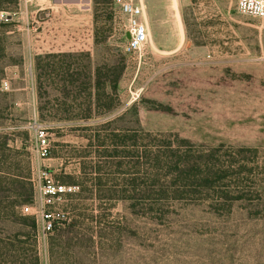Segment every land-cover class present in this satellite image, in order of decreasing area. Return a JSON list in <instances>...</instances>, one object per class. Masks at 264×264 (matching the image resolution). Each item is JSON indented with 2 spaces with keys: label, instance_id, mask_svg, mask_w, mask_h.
Masks as SVG:
<instances>
[{
  "label": "rangeland",
  "instance_id": "rangeland-1",
  "mask_svg": "<svg viewBox=\"0 0 264 264\" xmlns=\"http://www.w3.org/2000/svg\"><path fill=\"white\" fill-rule=\"evenodd\" d=\"M141 1L150 30L141 66L124 51V17L114 0L99 10L100 41L80 35L77 50L42 24L51 36L38 44L34 67L26 63L28 44L46 8L27 15L28 0H19L6 23L0 10V169L30 173L34 185L33 203L14 215L9 201L23 188L0 190V264H264V19L238 11L237 0ZM76 7L46 15L53 27L92 26L93 0ZM62 58L83 72L79 84L87 80L83 66L122 72L118 106L88 121L58 120L82 115L81 98L70 95V109H62L63 94L52 86L63 81L51 77H43L40 97L36 65ZM37 128L50 140L45 157ZM198 156L213 169L212 182L176 170ZM105 160L111 168L97 172ZM42 170L85 185L57 206L66 220L47 234ZM97 177L108 186H95Z\"/></svg>",
  "mask_w": 264,
  "mask_h": 264
},
{
  "label": "trees",
  "instance_id": "trees-1",
  "mask_svg": "<svg viewBox=\"0 0 264 264\" xmlns=\"http://www.w3.org/2000/svg\"><path fill=\"white\" fill-rule=\"evenodd\" d=\"M19 0H0V10H3L6 12V10H15L11 9L10 6H17ZM112 0H93L94 5V23L93 26H66V25H59L60 23L57 21L55 23L56 25L53 27L54 20H51L50 16H47L46 13H50L51 11L49 9H45L44 11H39L38 14H36V23H38V33L34 34V48H35V55L38 56L39 49L38 44L41 43L43 40H46L47 37L51 36L47 32H43L44 28L41 29L40 26L42 24H47L46 22H49L48 26L45 27L46 30H51V33L54 32L59 33V39L62 40L63 36H66V38L70 41V44L68 45V50H77L79 48V41H80V35H84L87 43H97L100 41L99 35L100 33L104 32V29H101L100 27V18H99V10L102 7V5H105L106 7L108 4H110ZM57 16V15H55ZM5 19V20H4ZM108 20V17H107ZM2 22H10L9 18L6 16L3 17ZM53 28V29H52ZM90 47L88 48V51L90 52ZM67 54L66 51L60 52L58 56H65ZM48 57H51V55H55L54 53H47ZM38 59L37 62V69L40 70V73L37 76V86H38V92L41 94L46 92V89L44 87V83L42 81L43 77H51L53 80L59 79L63 81L62 83H58L57 86H52L53 89L57 90L59 94H63L64 99L60 101L59 105L64 110H69L70 105L68 104L67 100L70 95H73L74 100H79L81 98V101L78 103L79 110L83 112L82 115H78L77 117H58V120H71L75 118L83 119L84 121H88L96 116H103L107 112H110L111 110L115 109L118 106V103L116 102V98L118 97V80L121 76L120 71L115 70V67H109V66H96L95 69L92 71L90 66H83L87 69V73H85L86 81H83L81 84H79V80L81 79L83 72L79 70V67L75 68L73 67V62H66L65 58H62V60L58 63H46L42 64L41 61ZM63 105V106H62ZM40 113L43 117V109H45V106L40 103L39 105ZM107 125L111 124V120L106 121ZM109 136V135H107ZM106 136V137H107ZM114 137L124 138L128 135L125 134H114ZM121 136V137H120ZM112 137V136H111ZM185 142H188L185 140ZM126 143L122 142H115L111 144H107L104 140H99L98 146H108L112 145L117 149L120 145L123 146L126 149L125 145ZM12 148L8 145V149ZM247 150L245 148H241V151ZM126 152V150H124ZM159 158V155L157 156ZM203 158L201 156H198L193 159H187L182 160L179 163H175L176 170L180 173V175H189L190 172H198L199 175L203 178V182H212V177H214V171L212 168H206L202 162ZM105 163L95 165L94 168L97 172L101 173L103 172L106 167L111 168V162L105 160ZM18 166V165H17ZM11 165L8 164V171L5 169H0V190L2 188L8 187V184L11 186H15L17 189L18 187L23 188L24 194L17 191L15 194V198H13L11 201H9V205L11 208V215H14L16 211V207H22V205L25 204H32L34 201V185L32 182L31 174H23V173H16L14 171H11ZM72 181V180H71ZM70 181V182H71ZM214 182V181H213ZM65 183V182H64ZM66 184H72V183H66ZM78 186H82V189L85 190V185L81 182V184L74 183ZM211 185V183H210ZM95 186H100L101 188L107 187V183H103L101 181V178L97 177V181L95 183ZM10 190V188L8 187ZM1 199V198H0ZM2 205V201L0 200V207ZM12 248H14V244L10 243Z\"/></svg>",
  "mask_w": 264,
  "mask_h": 264
},
{
  "label": "built area",
  "instance_id": "built-area-1",
  "mask_svg": "<svg viewBox=\"0 0 264 264\" xmlns=\"http://www.w3.org/2000/svg\"><path fill=\"white\" fill-rule=\"evenodd\" d=\"M114 4L119 7L124 17V36L126 40L124 51L129 56L137 57L138 65L141 66L146 54L147 43L150 40V30L145 18V6L143 2L136 0H114ZM236 7L242 13L264 19V0H237ZM2 16H6L5 12H2ZM32 28L37 29L35 26ZM2 86L9 89V79H3ZM137 95L139 96V93ZM36 135L37 152L40 156L45 157L50 153V140L47 132L42 128H37ZM77 188L78 185L76 184H66L55 180L47 170L40 171L41 207L39 213L44 234L52 233L66 220L65 213L58 210L57 206L62 204L66 196Z\"/></svg>",
  "mask_w": 264,
  "mask_h": 264
},
{
  "label": "crops",
  "instance_id": "crops-1",
  "mask_svg": "<svg viewBox=\"0 0 264 264\" xmlns=\"http://www.w3.org/2000/svg\"><path fill=\"white\" fill-rule=\"evenodd\" d=\"M88 1L89 0H80V1H76V0H28L29 3H27L25 6H26V13L28 15L30 12L32 13L38 12L39 10H42L45 8L46 9L53 8L57 11L70 8L71 6H77L76 8H78L80 6H83V4ZM136 1H141V0H136ZM144 6L147 7L146 4H144ZM23 14H24V11H22V17L24 18ZM32 42L33 41L31 40V43L28 44L30 50L28 51L27 59H26V63H28L30 67H34V63H35L34 44Z\"/></svg>",
  "mask_w": 264,
  "mask_h": 264
},
{
  "label": "water",
  "instance_id": "water-1",
  "mask_svg": "<svg viewBox=\"0 0 264 264\" xmlns=\"http://www.w3.org/2000/svg\"><path fill=\"white\" fill-rule=\"evenodd\" d=\"M76 1H80V0H76ZM9 17H12V15H9L8 18H9ZM128 35H129V34H128Z\"/></svg>",
  "mask_w": 264,
  "mask_h": 264
}]
</instances>
